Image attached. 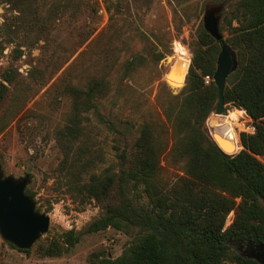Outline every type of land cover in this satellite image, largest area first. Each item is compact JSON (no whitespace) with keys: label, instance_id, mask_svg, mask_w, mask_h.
<instances>
[{"label":"rangeland","instance_id":"rangeland-1","mask_svg":"<svg viewBox=\"0 0 264 264\" xmlns=\"http://www.w3.org/2000/svg\"><path fill=\"white\" fill-rule=\"evenodd\" d=\"M238 1L0 0V84L8 85L0 105L2 175L28 178L36 209L50 219L41 239L69 229L81 234L57 257L40 256L36 244L28 253L13 248L0 235V264H88L93 252L110 258L122 253L130 235L111 227L85 232L101 208L94 200L81 204L66 185V174L84 182L91 173L117 169V148L136 137L144 121L163 118L157 96L163 90L178 94L185 86L189 43L207 8L221 6L220 31L237 62L229 39L232 27L239 26L231 18ZM92 79L108 81L110 89L94 99L96 108L81 110L82 133L69 142L63 133L74 114L72 88L85 90ZM225 107L222 114L213 111L206 126L212 133L228 121L239 143L251 120ZM162 165L169 181L179 173ZM233 247L242 253L248 246Z\"/></svg>","mask_w":264,"mask_h":264},{"label":"trees","instance_id":"trees-1","mask_svg":"<svg viewBox=\"0 0 264 264\" xmlns=\"http://www.w3.org/2000/svg\"><path fill=\"white\" fill-rule=\"evenodd\" d=\"M231 15L239 21L229 39L237 62L224 88V109L243 112L255 132H240L238 143L235 130L237 150L231 155L212 139L206 121L218 100L212 78L220 45L200 25L189 43L185 86L178 94L163 90L157 96L163 118L144 121L138 135L117 148V169L91 173L84 182L66 174L65 183L81 204L94 200L101 208L85 232L111 227L131 236L116 258L93 252L88 264H261L233 243L264 245V0H239ZM5 80L11 82L9 76ZM109 89L108 81L98 79L85 90L72 88L74 114L63 133L69 142L82 133L81 110L96 108L94 99ZM7 91L8 85L0 84V105ZM162 161L179 172L173 180L163 177ZM80 236L69 229L40 238L36 252L62 256Z\"/></svg>","mask_w":264,"mask_h":264},{"label":"water","instance_id":"water-1","mask_svg":"<svg viewBox=\"0 0 264 264\" xmlns=\"http://www.w3.org/2000/svg\"><path fill=\"white\" fill-rule=\"evenodd\" d=\"M220 12V5L209 7L205 10L202 19L204 29L220 43L221 48L213 75L218 97L214 110L216 114L225 112L224 88L228 76L236 67V56L225 43L220 31ZM186 79L187 77L185 82ZM170 91L174 93L177 90L170 88ZM210 135L225 154H234L226 152L229 145L225 139L218 134L214 136L210 133ZM28 182L27 177L15 178L11 175L3 177L0 166V235L5 241L21 249L31 248L47 233L50 223L49 216L39 212L33 198L25 193ZM247 246V252L244 250L242 254L264 264V245L248 244Z\"/></svg>","mask_w":264,"mask_h":264},{"label":"bare ground","instance_id":"bare-ground-1","mask_svg":"<svg viewBox=\"0 0 264 264\" xmlns=\"http://www.w3.org/2000/svg\"><path fill=\"white\" fill-rule=\"evenodd\" d=\"M227 122L212 128L211 132L214 136L218 134L227 141L229 147L226 149V152L234 153L237 150V141L232 139L234 136L233 131Z\"/></svg>","mask_w":264,"mask_h":264},{"label":"built area","instance_id":"built-area-1","mask_svg":"<svg viewBox=\"0 0 264 264\" xmlns=\"http://www.w3.org/2000/svg\"><path fill=\"white\" fill-rule=\"evenodd\" d=\"M249 133L255 132V126L251 123L247 129H245Z\"/></svg>","mask_w":264,"mask_h":264},{"label":"flooded vegetation","instance_id":"flooded-vegetation-1","mask_svg":"<svg viewBox=\"0 0 264 264\" xmlns=\"http://www.w3.org/2000/svg\"><path fill=\"white\" fill-rule=\"evenodd\" d=\"M245 252H247V249H245Z\"/></svg>","mask_w":264,"mask_h":264}]
</instances>
